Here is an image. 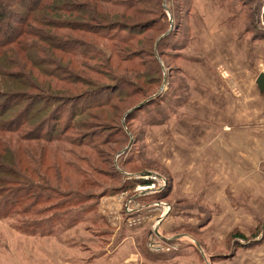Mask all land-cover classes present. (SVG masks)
<instances>
[{
	"label": "rangeland",
	"instance_id": "1",
	"mask_svg": "<svg viewBox=\"0 0 264 264\" xmlns=\"http://www.w3.org/2000/svg\"><path fill=\"white\" fill-rule=\"evenodd\" d=\"M6 1L8 4L15 0ZM31 1L26 0V4L29 5ZM194 2V7L189 14L193 0L192 4L191 2L187 4L186 0L176 2L168 0L171 7L168 20L170 23L173 20L175 24L162 35L160 30L156 29L149 30L144 35L145 39L153 36L157 40L153 49L155 56L150 53L142 56L145 61L143 67L121 61V58L125 56L124 49L121 50V48L133 43L129 41L126 44L120 41L127 33L113 30L108 34H118L117 38L95 40L99 45L107 44L105 51L113 55L110 64L116 65L119 62L111 71L112 74L108 73L110 78H116L115 75L117 78L124 75L135 78L137 74L125 71L127 69L139 71L141 68L146 74V78L138 81L133 94L128 98L122 100L116 94L113 104L92 110L88 115L79 117L72 123L68 106L103 101L102 99L116 93L122 86L117 88L119 84L117 78L114 82L106 76L99 75H105L107 68L100 67L98 61L90 59L82 61L84 65L91 68L84 73L85 75L82 74L83 71L79 69V66L72 64L70 70L71 73L72 71L75 73L73 77L68 72L60 74V80L56 79L61 91L65 88L73 92H70V97L67 96L69 93L64 92L65 99L75 98V100L68 103L69 99H67L66 103L61 105L63 115L59 124L51 122L49 126L42 128L46 132L48 130L56 132L55 143L48 145L40 140L35 144L30 143V146L34 145L33 150L37 156H40V153L37 152L35 145H38L40 149L49 146L45 149V158L43 157L46 165L50 162L49 156H53V160H56L58 164L61 163L60 155L56 154L58 150L55 148L61 140H66L61 148L71 152L65 156L69 159V163L65 165L68 167L62 166L61 184L55 181L56 191L48 193L43 191L38 197L42 202L36 209L43 210L50 205L67 201L64 207L71 210L69 205L75 195L94 197V199H88L83 204L77 202L79 205L73 210L76 226L70 233H63V229L72 222V219L64 217L62 211L57 210L56 207L37 217L23 215L22 222H17L19 230H16V226H12L10 218L0 219V264H98L95 261L97 258L103 257L117 247L121 248L124 257L128 256L125 251L129 252V247L133 253L132 244H128V241L132 237L139 238L140 234L128 233V238L123 239L126 235L119 238L114 230L110 232L106 228L105 219L101 218L99 203L101 196H111L121 192L122 190L118 192L115 190L127 180L137 179V175L149 173V170L143 169L145 167L170 178L171 190L163 198L172 205L170 219L161 222L159 227L163 225L161 230L165 236L182 243L185 253H192L191 248L195 246L196 252L193 251L192 257L201 260L202 264H264V160L258 152H253L252 148L247 155L234 153L230 156L226 151L217 153V150L224 147L221 143L224 142L227 134L222 125L226 127L225 123L230 119L239 124V109L247 108L244 115L249 114L254 118H252V126L264 122V92L260 91L256 82L253 83V80L262 72L261 64H264V0H194ZM20 17L21 13L13 19L15 21ZM205 17L211 22L212 27L213 21L216 23L218 21L219 26L229 25L228 20L232 18L239 25H247L236 31L235 39L237 40L240 39L236 37L237 35L247 36L244 34V29L250 28L248 35L251 38L249 53L250 75H252L249 79L251 98L247 101V107H243L241 99L245 97V92L241 86L232 82L233 77L236 78V76L230 73L226 64H221L217 68H213L212 65L206 68L199 62L197 74L189 73L190 82L188 81L186 85L190 89L191 98L193 89L199 82L200 86L197 85V87H199L198 95L201 99L199 101L200 97L198 98L195 110L189 109L191 115L185 116L184 105L178 106L177 103V85H181L183 81L182 68L184 66L189 68L191 64L178 59L174 44H180L178 41L186 42L188 37L198 39L195 46L192 42V49L180 52V55L185 58H194L193 48L202 47L201 40L205 31L198 18L204 21ZM155 18L153 14H143L133 22H144ZM180 24L185 27L179 29ZM191 25L193 34L187 30ZM170 32L172 37L167 41L163 40ZM178 32H180L179 36H174ZM222 32L228 34L225 29H222ZM75 35L83 38L81 33ZM160 41L162 43L166 41L167 45L163 46L158 54L159 50L156 47ZM130 46L131 50L140 47L149 50L148 41L140 47ZM77 47L79 51L84 50L82 47ZM71 56L72 59L82 60L80 53ZM155 57L157 61L164 62L165 66L163 63L161 65L162 73L158 72L159 68L154 63ZM192 66L189 69H192ZM223 68L228 71L224 75H222V71L225 70ZM236 72L240 70L237 69ZM88 80L92 84L88 85ZM195 80L196 84L193 83ZM99 81L105 85L94 83ZM81 99L88 100L83 103ZM56 107L60 108L58 103L53 106V109ZM129 112H132L134 116H131L127 122L124 115ZM19 113L20 111L15 112L9 119L17 117ZM94 115H97V120L92 118ZM27 117L28 115L21 117L22 121L24 122ZM120 117L121 120H119ZM31 124L32 121H26L23 131L28 132L32 127ZM69 126H71L70 131L62 137L61 131L65 128L68 130ZM239 129L242 140H245L248 134L250 137L256 135L245 127L240 126ZM220 130H222L221 133ZM123 132H128L130 135L129 143L125 142V139L122 142L121 137L117 135ZM242 140L237 141L238 146L242 145ZM131 148L141 150L139 157L146 162L144 165L126 164ZM33 160L34 156L27 162H20L21 168H29L31 162L35 165L38 157L37 161L33 162ZM115 164H119L118 168L122 171V175L118 173L115 176L111 175L115 171L114 167H117ZM41 168L43 169V163ZM45 171L48 173V170ZM200 174H207V178L202 179ZM50 175L53 173L50 172ZM87 178L90 179L88 182L92 181L93 186L87 183ZM68 181L73 184L83 182V188H80V191L71 190V183ZM47 194L50 197H47ZM157 198L155 195H150L149 200L147 197L145 200ZM50 199L51 201H46ZM33 201H27L26 204ZM229 209L232 210L231 215ZM47 218L50 220L48 224L44 222ZM33 220L41 221L33 226L30 223ZM53 228L55 232H59L53 237L30 234L33 231L46 233ZM130 231L140 232L139 229ZM139 242H144L141 237ZM135 245L139 249L138 242Z\"/></svg>",
	"mask_w": 264,
	"mask_h": 264
},
{
	"label": "trees",
	"instance_id": "2",
	"mask_svg": "<svg viewBox=\"0 0 264 264\" xmlns=\"http://www.w3.org/2000/svg\"><path fill=\"white\" fill-rule=\"evenodd\" d=\"M173 1L176 2L177 0ZM186 1L187 4L190 2L192 4V0ZM9 4L11 6H9ZM194 4L195 2L193 0V4L189 9V14ZM169 11L171 12V7L168 4V0H32L29 5L26 4V0H15L8 4L6 0H0V219L4 220L10 218L12 226H16V230H19L17 222H22L21 217L23 215L37 217L52 211L56 207L57 210L62 211L64 217L72 219V222L63 229V233H70L75 228V211L73 210L79 204L85 203L88 199H94V197L86 198V196L75 195L69 205L71 210L64 207V204L66 205L68 203L67 201H61V204L50 205L43 208V210L36 209L42 202L40 198H38L39 195L43 191H47V193L53 190L56 191L55 181H57V184H61L63 180L60 174L63 170L62 166L69 163V159L65 158V156L71 152L61 148L62 143L66 142V140H61L60 144H56L55 146L58 150L56 154L58 155L59 153L61 163L58 164L56 160H53V156H49L50 162L46 165L44 164L43 157L46 147L49 148V146H44L40 149L38 145H35L40 156L35 154L33 150L34 145L30 146V143L35 144L40 140L48 145L55 143L57 139V136H55L56 132H51L49 130L46 132L42 130V128L49 126L51 122L59 124L60 118L63 115V111L61 110L63 106L61 105L66 103L67 99H69L68 103L75 100V98L72 100H70V98L65 99L66 96L63 95L64 92L69 93L67 94L69 97L73 92H71L72 90L67 91L65 88L61 91L56 79L60 80L59 77L62 73H71L70 66L72 64L74 66H79V69L83 71L82 74L85 75L84 73L90 71L91 68L88 65H84L82 61L90 59L98 61V64L101 65L100 67L107 68L105 75H99L106 76L109 80L115 82L117 76H114L116 78H110L108 73H111L114 66L116 68L119 62H117L116 65L110 64L113 60V55L105 51L107 44L103 43L99 45V43L97 44V41H95L96 39L109 38L112 40L117 38L118 34H108L113 30L115 32L123 31L127 33V35L120 40L126 44L129 43V41H133L130 45L140 47L148 41L149 50H144L141 47L131 50L130 48L132 47L129 44L121 48V50L124 49L123 51L125 53L121 61L126 64L129 62L130 64L133 63L137 67H143L145 61L142 56H145L147 53L155 56L153 49L155 40H157L153 36L145 39L144 35H146L147 31L154 29L160 30V35L168 32L170 26L175 24V22L170 23V20H168ZM19 13H21V17L14 21L13 18L17 17ZM143 14H153L156 18L154 20H145L144 22H133V20H136L137 17ZM194 15L195 12L193 13V16ZM189 18L190 16L188 15V19ZM198 19H200L203 26V20L201 18ZM228 21L232 22L233 26H236V28L241 29V27L247 26L239 25L233 18ZM181 27L185 26L180 24L179 29ZM203 28H205V26H203ZM187 30H189L191 34L194 33L192 25L189 26ZM249 31L250 28L246 27L244 29V34L248 35ZM77 33H81L86 40L81 36H74V34ZM171 33L172 32L168 33L163 40L166 39L167 41V39L171 38ZM179 33L180 32L174 34V36ZM193 38L194 37H188L186 42L184 40L182 43L178 41V43H180L178 45L174 44L176 47L175 49H177L176 53H178V59L184 62L188 60L185 56H181L180 52H187L185 48L193 42ZM166 41L163 43L160 41V44L156 47L157 50H159L157 52L158 54L162 47L167 45ZM77 46L82 47L84 50L79 51ZM97 49H99V51H97ZM76 53H80L82 60L72 59L71 55L75 56ZM77 56L79 55L77 54ZM161 61H157L156 57L154 58V63L156 67L159 68V73H162L163 70L161 67L162 63L164 65V62ZM125 71L133 72L137 75L135 78H130V76L127 75L117 78V81H119L117 88L119 86H122V88L116 93L106 96L105 99H102L103 101L99 100L97 103L82 104L81 106H79V104L68 106L70 107L69 110L72 123L77 118L85 116L86 114L88 115L92 110L113 104L112 101L114 97H116V94H118L117 97H121L122 100L128 98L133 94V89H135L134 87L138 84V81L146 78V74L142 72L141 68L139 71L134 69H127ZM72 73L70 76L73 77L75 73L74 71H72ZM181 73H183V81L181 85H177V103L178 106H185L190 100V89L187 86L188 81L190 82V77L189 73L183 71V69ZM162 79L163 77L160 78L161 81ZM94 83L103 82L99 81ZM87 84L90 85L92 82L89 81ZM104 85L103 83L102 86ZM123 87H125V89L128 88L125 90ZM103 94H105V92ZM87 100L88 99H81L80 101L84 103ZM57 103L60 108L57 109L56 107L53 109V106ZM51 109L53 110L50 111ZM17 111H20L17 117L9 119V117ZM124 113L122 115H124ZM27 115V119L23 122L22 119ZM96 116L94 115L92 118L97 120ZM131 116H134L132 112L124 115L127 122H129ZM121 117L119 120H121ZM26 121H32V127L29 128L28 132L23 131ZM70 127L71 126H69L68 130L65 128L61 131L62 137L70 131ZM117 135L121 137L122 142H124L123 139H125V142L129 143L130 135L128 132H123L121 135L118 133ZM140 154V149L131 148V156H128L126 164L138 163L144 165L146 162L139 157ZM33 156V162L37 161L38 157V164L36 163L37 165H34L31 162L29 168L22 169L20 162H27V160ZM42 163L43 169L41 168ZM118 165L119 164H115L117 167H114L115 171H113L111 175L115 176L117 173L122 175V171H120L118 168L120 166ZM146 168L147 167L143 169L153 172L152 169ZM45 170H48V173ZM43 171L45 172L43 173ZM50 172H52L53 175H50ZM82 175H86V173H82ZM160 175L169 180L167 186L155 193L141 195L139 197L141 200L146 201V197L147 200H149L148 196L150 195L158 197L150 201L160 200L165 198L168 192H170L172 186L170 178L167 175ZM7 177H9V180H7ZM89 180L90 179L87 178V183L93 186L92 181L88 182ZM140 180L142 183L151 182V180ZM140 180L135 178L127 180L122 185L118 186L115 192L128 190L131 195H136L138 192L134 191V187H136ZM68 182L71 183L70 181ZM56 186L60 187L59 185ZM70 188L71 190H79L83 188V182H76V184L71 183ZM47 197H50V195L47 194ZM51 199L46 201H51ZM32 200H34L32 203L26 204L27 201ZM77 202L80 203L77 205ZM12 214L13 216L10 217ZM101 218L105 219L106 228H108L110 232H113L114 229L106 221V218L103 215ZM44 220L46 224L50 221L48 218ZM40 221L41 220H33L30 223L36 226ZM125 229L126 227L123 226L121 234H118L119 238L122 237ZM57 233L59 232H55L53 228L46 233L33 231L30 234L41 237H53ZM148 233V231L144 232L143 236L146 238ZM164 254L165 253H158L157 256H163ZM154 257L155 255L152 256V258ZM149 258L152 259L151 257Z\"/></svg>",
	"mask_w": 264,
	"mask_h": 264
},
{
	"label": "crops",
	"instance_id": "3",
	"mask_svg": "<svg viewBox=\"0 0 264 264\" xmlns=\"http://www.w3.org/2000/svg\"><path fill=\"white\" fill-rule=\"evenodd\" d=\"M210 23L211 22L209 20H206V17H205L203 21V26H205L204 28L205 31H204V35L201 40L202 47L193 48L194 58H187L188 60L185 61L191 64V66L193 65L192 69H189L191 66L189 68L184 66L182 69L185 72H188V73L193 72V74H197V71H198L197 67H198L199 62L201 63V65L205 66L206 68L210 67L211 65L213 68H217L221 64L223 65L226 64L230 70V73L236 76V78L233 77L232 82L237 84V86H241V88H243L245 92V97L241 99V101H242V106L247 107L248 105L247 101L251 98L250 96L251 88L249 85V79H250V76H252L250 75V58H249V53L251 49V43H250L251 38H249V35L247 36L237 35L236 37L240 39L239 40L235 39V35H236L235 33L240 28H236V26H233L232 22H230L229 25L219 26L220 24L218 21L217 23L216 21H213V24H214L213 27L211 26ZM222 29L227 30L229 35L222 32ZM197 42L198 40H195V39L193 40V44L195 43L194 46L197 44ZM191 45L192 43L188 45L185 49L186 50L192 49ZM227 55H229V57H227ZM237 69H239L240 72L237 73L236 72ZM257 77L256 79L253 80V83L254 82L257 83ZM194 83L196 84V81ZM197 85H199V82L198 84L195 85L193 89L192 97L190 98L188 103L184 106V108L186 109L185 116L191 115V112L189 111V109L194 108L195 110V106L198 102V98L200 97L199 101L201 99V96L198 95V92L200 90H199V87H197ZM236 100L238 99L236 98ZM246 112H247V108L238 110L239 124L242 128L245 127L249 131L253 132V134L255 133L256 135L253 137H250V135L248 134L245 137V140H242L240 137V132H239L240 126L238 122L231 121V119L227 120L225 123L226 127L222 125V128L225 130L224 132L227 133L228 136L226 134L224 138V142L221 143L223 144L224 147H221V150H217V153L226 151V153L227 154L229 153L230 156H232L234 153H240L242 155H247L251 152V148H252L253 152H258L261 158H263L264 160V128H263L264 122H262L261 124L252 126V120L254 118L251 117L249 114L244 115ZM221 132L222 130H220V133ZM241 140L243 141V143L242 145L238 146L237 141H241ZM255 148H257V150H255ZM230 161L232 162L231 157H230ZM243 170H244V167H243ZM201 171L206 172L205 170H201ZM200 177L202 179L207 178V174H200ZM226 211H228V209H226ZM229 211H230L229 214L231 215L232 210L229 209ZM169 216L170 214L166 217L167 220L170 219ZM230 218L232 219L231 216ZM166 219L164 221H166ZM162 226L163 225H161L158 229H159L160 234L165 236L161 230ZM138 229L140 232L130 231V230H138ZM147 229H148L147 225L141 228H136V229H130L126 227L124 233L122 234V236L126 235L123 237V239L128 238L127 237L128 233L138 234V235L140 234V237L143 239L144 242L143 243L139 242L140 237L139 238L132 237V239L128 241V244H132L131 249L133 253H131V250L129 247V252L125 251L128 253V256L124 257L122 255L121 248L117 247L115 248L116 250L114 249L110 251L109 253H107L106 255H104L103 257L99 259L97 258L95 260L96 263L98 264H202L201 260H196L195 258L192 257L193 256L192 253H194L193 251L196 252L195 246L194 248H191V251L193 249L192 253H185L183 251L182 243L179 244V248L177 250H174L169 253H165L163 256H157L158 254H154L150 252L146 247V240L148 236L146 238L143 236L144 232H147V231L149 232V230ZM114 231L117 234L119 233L121 234L122 228L118 230L114 229ZM137 242H138L140 250L138 249V246L135 245ZM153 255H155L154 258H152ZM149 257H151L152 259H150Z\"/></svg>",
	"mask_w": 264,
	"mask_h": 264
},
{
	"label": "built area",
	"instance_id": "4",
	"mask_svg": "<svg viewBox=\"0 0 264 264\" xmlns=\"http://www.w3.org/2000/svg\"><path fill=\"white\" fill-rule=\"evenodd\" d=\"M222 75L227 73L226 68ZM264 71V64H261ZM137 179L151 180L148 183H138L134 189L138 193L131 195L128 190H123L115 195L101 196L99 203L101 214L107 222L116 230L123 226L136 229L148 226L149 233L146 240L147 249L155 254L169 253L179 248V242L172 238L165 237L159 232V224L170 214L172 205L165 199L143 201L139 197L155 193L168 184L166 177L154 173H144L137 175Z\"/></svg>",
	"mask_w": 264,
	"mask_h": 264
},
{
	"label": "water",
	"instance_id": "5",
	"mask_svg": "<svg viewBox=\"0 0 264 264\" xmlns=\"http://www.w3.org/2000/svg\"><path fill=\"white\" fill-rule=\"evenodd\" d=\"M171 23H173V20H171ZM257 85L261 92H264V72L259 73L257 77Z\"/></svg>",
	"mask_w": 264,
	"mask_h": 264
}]
</instances>
